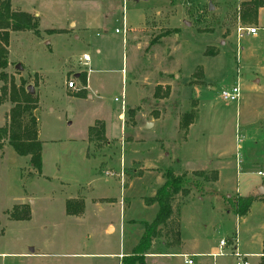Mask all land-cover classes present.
Wrapping results in <instances>:
<instances>
[{"label":"rangeland","instance_id":"374dc122","mask_svg":"<svg viewBox=\"0 0 264 264\" xmlns=\"http://www.w3.org/2000/svg\"><path fill=\"white\" fill-rule=\"evenodd\" d=\"M10 1L14 10L35 14L38 20V34L30 30L10 32L6 72L16 85L31 87L28 92L38 98L35 116L41 169L34 170L28 156L17 154L6 140L2 141L0 264H120L113 253L130 255L142 225L150 224L157 215L158 205L144 204L142 195L147 196L145 202L150 198L147 194L156 191L158 172L163 169V174L170 169L187 180L184 192L175 194L171 201V219L163 225V237L173 243L182 222L185 241L196 237L200 249H207L208 243L217 246L220 238L231 240L237 231L241 242L247 241L246 246L255 249L257 242L249 239L250 233H261V223L254 214L239 218L231 203L224 209L223 196L208 197L207 193L215 191L213 169L179 173L174 162L168 167L165 163L172 158L173 139L186 138L188 126H182L185 114L191 115L187 119L191 121L197 115L187 148L195 143L200 160H213L222 150L228 160H232L230 151L244 154V134L247 137L264 127V121L254 117L256 111L264 110V8L259 12L257 37L237 39L231 33L239 23L234 8L240 0ZM142 15L144 27L129 31L125 46L122 19L128 18L125 29H133ZM70 18L75 26L69 25ZM238 25L254 26L243 22ZM82 53L89 55L88 66L80 59ZM67 69L87 71L86 93L84 89L83 95L77 97L65 93L62 84L70 79ZM256 78H261L260 82H254ZM157 82H163V87ZM236 83L240 87L238 101L223 99L221 91ZM76 88L70 90L74 92ZM122 92L125 101L130 97L143 100L139 111L131 104L124 109L125 143L107 146L93 138L86 144L82 138L87 127L104 112L112 128L116 123L119 128ZM152 93L153 97L167 99L161 103L152 99ZM11 107L8 100L0 104V126L8 123ZM163 108H176L178 115L172 110L155 129L141 127L144 120L157 118ZM243 119L257 124L247 127ZM236 122L238 132L243 134L239 149L234 143ZM159 139L170 142L169 148L166 144L161 148L162 162L142 164L151 154L158 156L160 144L154 146ZM137 140L145 142L132 143ZM183 147L177 157L184 162ZM131 158L132 165L128 164ZM127 168L151 177L129 180ZM121 169L127 175L122 180ZM196 171L206 172L208 181H203ZM242 171L231 168L225 173L228 186L237 183L239 193L247 195L252 176ZM194 181H199L202 188ZM82 194L87 198L86 206L83 201L81 213L68 215L65 199L73 195L77 197L72 199H80ZM102 196L109 198L95 200ZM237 197L233 198L234 204ZM227 209L233 212L224 211ZM25 214H29L28 219L14 218ZM119 217L124 222V232L118 228L105 232V220L119 222ZM232 249L233 245L223 249L217 258L219 264L237 263ZM203 258L195 257L196 264ZM180 260L147 257L144 264H180ZM248 260L256 264L257 258L249 256Z\"/></svg>","mask_w":264,"mask_h":264},{"label":"crops","instance_id":"0c3cea01","mask_svg":"<svg viewBox=\"0 0 264 264\" xmlns=\"http://www.w3.org/2000/svg\"><path fill=\"white\" fill-rule=\"evenodd\" d=\"M241 1H246V0L238 1L236 6H235V8H234L236 10L235 16L237 15L236 18H237V21L239 23L241 22L240 19H239V16H238V14H239V4H240ZM262 8H264V7H260L258 9L257 22H258L259 12H260V10ZM144 20H145V16L142 15L140 17V21H139L138 27L133 28V29H128V28L125 29L124 26L128 25V18L126 20L124 18L122 19V21H123V35H124L123 36V41L125 43V46H126L127 34L129 33V31L142 29L144 27V24H145ZM68 22H69V25L74 24V26H75V24H76L75 21H73L72 18H70V20ZM257 22H256V24H253L255 27H257L256 34L245 35L249 39L257 37V34H258L259 30H260L259 26L257 25ZM239 23H237V25ZM231 34L232 35L233 34L236 35L235 31H233ZM231 34L228 35V36H231ZM76 38H77V36H76ZM97 50H99V49L97 48ZM85 66H88V63ZM202 70H203V68H202ZM66 74L69 75L70 79L73 78L76 81L77 84L75 86L78 87V90H74V92H73V91L70 90V88L66 87V83L64 82L62 84V89L65 91V93L66 92H70V94L68 96L77 97L75 94H76L77 91H79L81 89L82 90L84 89V92L86 93V90L88 88V79H87L88 74H87V71L67 69L66 70ZM82 74H85V82L82 81V76H83ZM260 80H261V78H256L254 80V82H260ZM156 85H161L163 87L164 83L163 82H157ZM75 89H77V88H75ZM170 94H171V91H170ZM150 96L152 97V99H154V100L157 99L161 103H164V101L167 99L165 97H159V96H154V97H156V98H154L153 97V93ZM170 96L171 95H169V97ZM125 97L126 96H125V93H124L123 102L121 104V113L119 115L120 116V120L122 122H121L119 128L117 127V123L115 124L114 129L112 128L113 124L110 121L109 115H108L107 112H104L101 115H99L98 117H95L91 121V124L89 125V126H92L94 124V122L96 120H98V119L102 120V122L104 124V136H105V141L104 142H106L105 145H107V146H113L115 144L120 146L121 144L125 143V139H124V129H125L124 109H125L126 105H130L131 104L133 106H136L138 108V111L141 109V106H142L141 104H142V101H143L142 99H140L139 97L137 99H135L134 97L133 98L130 97L129 99H127L125 101ZM165 108H163V110H162L163 112H159L157 118H149L148 120H144L143 124L146 121H151L152 122V125L149 128H144L143 124H142L141 127L143 129H145V130H150L152 128L155 129V127H157V124L162 122L163 120H165V116L167 115V113H170V111H172V110H174V111H172L174 114L178 115V111L176 110V108H174L172 110H167ZM36 110H37V108L34 109V111H33L34 115L36 113ZM161 117H163V119ZM196 117H197V115L194 117L193 121H191V123L188 125L187 134H186V138L185 139H183V140L180 139L179 141H177L175 138L173 139V141H172L173 155H172V158H171L166 153V155L168 157H170V158H169L168 162L165 163V164L168 167L169 165H171V162H174L175 165L178 166L177 167L178 171L180 170L179 173L183 172V171L191 172V171L201 170V169L202 170L203 169H213V171H215L216 174H217L216 175L217 177H216L215 181L213 182L215 191H213L211 193H207V195H208V197H214V198L215 197L217 198L220 195L223 196L224 197V200H223L224 209H226V207H227L225 204H229L230 205V203L226 200V198H232L234 196H253L254 197L252 203L250 204V206H249V208H248V210L246 211L245 214H243V215L235 214V215H237L239 218L240 217L244 218L246 215L252 213V214H254L255 219L258 222L261 223L260 224L261 225V233L257 234L256 231H251L249 229L251 231L249 239L251 241L253 240V241L257 242V247L255 249H251L249 246L247 247L246 246V242L247 241L241 242L242 237H241V239H239V242H238V250L241 251L242 253L249 254V256H255L257 258L256 264H258V262L260 261L261 256L264 255V245H263V241H264V195H261V194L257 193L258 186L261 185L262 183H264V176L261 175V174H258V172H263L264 173V127H262L260 130L256 129V132L253 133V134H251V133L249 135L247 134V137H246V133L244 134L245 138H246V140L244 141V146L246 145V147H244L245 148L244 154L242 153V155H240L241 154L240 152H237L238 153L237 154L235 152V150L233 149L234 153H232V151H230V154L232 156V160H228L227 157H226V152L224 150H222L215 156V159H213V160H211V159L207 160V159H204V158L200 160V158H202V156H201V154H200V152L198 150L199 147L197 145H195V143L194 144L191 143L190 147L187 148L188 143H189L188 141L190 139L189 138L190 137L189 132H190L191 128L194 126V124L196 122V119H197ZM254 117L256 119L258 118L259 120L262 119V121H264V110L263 111H256L255 114H254ZM255 122L256 121H247L246 119L245 120L243 119V123L247 127L257 124ZM89 126L87 127V129L85 131V135L82 138L83 141L86 142V144L91 143V140L89 139V136H88V128H89ZM112 131H115V133L113 134ZM237 133H239L241 135V139H243V134L238 132L237 122H236V127H235V131H234L235 149L241 148V145L239 144V142L236 141V134ZM257 135H259L260 137L256 138ZM137 142H145V140H141V141L137 140L135 142L132 141V143H137ZM157 143L158 144L156 146H154V147L155 148L159 147V144H160V152L157 153L158 156L156 157L153 154H151L150 157L144 163H142V161H141L142 164L147 163V164L154 165L156 162L157 163L159 161L162 162L164 154H163L161 148H164V144H166V146L169 148L170 146H168V143H170V142H168V141H166L164 139H159ZM182 146H184L182 149L186 150L185 161L184 162L182 161V158L177 157L178 156V152L181 150ZM130 147H132V146H130ZM159 155L162 156V159H161V156H159ZM238 155H240V157H242V160L238 157ZM132 158L130 160V163L128 162V164H130V165L133 164V159ZM252 166H256L257 169L253 171L251 169ZM231 168H235L236 172L238 170H243L242 173L244 175L252 176L251 177L252 178L251 185H250L249 189L246 190L248 192L247 195H241L239 193V189H238L237 183H236V185L234 187L228 186V181H229L228 179L229 178H228V175L225 173V170H227V169L229 170ZM127 169L130 172V174H131V176H129V178H130L129 180H132L133 178L137 179V178H140L142 176H145V177L149 176L148 174H144V173L142 175H137L138 172H137V170H135V168L132 169L131 171L129 170V168H127ZM124 170H126V169H124ZM162 171L158 172V176H157L158 184L156 185V188L159 187L163 183L161 181L162 174H163ZM119 172H121V171H119ZM122 172H123V170H122ZM122 172H121V177H120V173H119V177H120L121 180L123 178L127 177L126 173H124L125 171L123 173ZM149 177H151V176H149ZM232 189L234 190V192H230V190H232ZM208 192H210V191H208ZM154 193H155V191H151L147 195H149L151 197V196L154 195ZM75 197H77V195H73V196L67 197L65 199V201L68 200V199L75 198ZM144 197H147V196L142 195V201H143L144 204H146L144 202ZM80 198L83 199L84 204L86 206L87 198L83 194H82V196H80ZM108 198L109 197L102 196V197H99V198H97L95 200H99V199L100 200H107ZM95 200H92V201H95ZM65 201H64V203H65ZM106 203L107 204H111L112 202H106ZM148 205L153 206V205H158V204L157 203H150ZM231 209H233V208H231ZM231 209H227V210H224V211H226L227 213H229V211L233 212ZM170 219H171V217L169 218V220ZM109 228L112 229V231H110V232L116 231V228H118L119 232L123 233L124 232L123 231L124 222L121 221V217H119V222H114V221H112L110 219H106L105 222H104V231L108 232ZM162 229H163V226L160 227L159 235L152 239L149 249L146 251V253H144V259L147 258V257H179L181 259L180 260V264H187L185 262V258H191L192 259V263L191 264H196L197 261L195 260V257H204L201 260L199 259L198 263H200V264H219L220 263L219 260H217V258L219 256H221V255H213V254H216V253L219 252L218 245L217 246H211L208 243L207 244V246H208L207 249H200V246H199L200 244H199V241H197L196 237L192 238L190 241H185V238L182 235V233H183L182 232V229H183L182 222H180L179 228L176 229V231H175L176 237H175V241L173 243H172V239H169L166 236L163 237L161 235ZM237 233H238V231H237ZM142 234H143V228H141V230H140V236L138 238V241L140 240ZM197 235L198 234L195 233V236H197ZM238 237H239V233H238ZM218 243H219V241H218ZM233 247L235 248V245H233ZM233 250L234 249H232V251ZM125 254H127V253H124V252H121V251L119 253H117V254L113 253V255H116L120 259V264H121V258ZM104 255H108V254L105 253ZM208 258H211V259H208ZM172 264H174V262H172ZM175 264H179V262H177Z\"/></svg>","mask_w":264,"mask_h":264},{"label":"trees","instance_id":"16d2710c","mask_svg":"<svg viewBox=\"0 0 264 264\" xmlns=\"http://www.w3.org/2000/svg\"><path fill=\"white\" fill-rule=\"evenodd\" d=\"M260 7H264V0L241 1L238 14L240 21L246 24H256ZM25 30L33 31L35 34L39 33L36 16L27 11L14 10L10 0H0V81L2 82L0 104L5 100L12 103L8 123L0 126V146L2 141L6 140L17 154L28 156L31 167L40 172L41 142L38 137L37 120L33 114L34 109L38 106V98L32 96L23 84L16 85L6 72L10 32ZM49 32L53 33L54 29L49 30ZM82 75V81L85 82V74ZM75 95L81 96L83 93L79 90ZM189 116L191 115L185 114L183 116V127H187L191 123V120H187ZM88 136L90 140L96 138L105 141L104 124L101 120H96L92 126H89ZM196 173L203 181H208L206 172L196 171ZM213 173L212 179L215 180L217 174L215 171ZM163 175V183L156 189L153 196L145 199L146 204H158L157 215L150 224L142 225L143 234L140 240L130 255L121 258V264H144V253L149 249L152 239L159 235L160 227L166 225L171 216V201L174 195L178 192H184L187 180L183 174L177 176L170 169H167ZM194 182V185L202 188L199 181ZM233 198H226V200L231 203L233 211L237 215L245 214L254 199L253 196H238L236 204H234ZM82 209V198L65 201V212L68 215H78ZM14 218L18 220L28 219L29 214L16 215ZM258 264H264V255L261 256Z\"/></svg>","mask_w":264,"mask_h":264},{"label":"built area","instance_id":"2783aa9c","mask_svg":"<svg viewBox=\"0 0 264 264\" xmlns=\"http://www.w3.org/2000/svg\"><path fill=\"white\" fill-rule=\"evenodd\" d=\"M256 32H257V27H255V26L237 25L236 29H235L237 39H240L243 36L248 35V34H252V35L256 34ZM80 59L83 60L84 65H87V63L89 61V55L87 53H83L81 55ZM66 87L70 88V89L76 88L74 81L72 79H69L68 81H66ZM220 95L225 100L238 101V99L240 97V87L236 83V85L232 86L230 89L222 90ZM123 98H124V92H122V94H121L122 102H123ZM240 140H241V135L239 133H237L236 134V141L240 142ZM258 174H261L264 176L263 172H258ZM238 242H239V237H238L237 232L231 237V240H228L227 238H221L219 240V243H218L219 252L216 254H213V255H222L223 249L226 246L235 245V248L232 251V253L237 260L236 264H251L250 261L248 260L249 255L246 253H242L241 251L238 250ZM185 262L187 264H191L192 259L191 258H185Z\"/></svg>","mask_w":264,"mask_h":264},{"label":"water","instance_id":"95a60500","mask_svg":"<svg viewBox=\"0 0 264 264\" xmlns=\"http://www.w3.org/2000/svg\"><path fill=\"white\" fill-rule=\"evenodd\" d=\"M209 9H213V6L212 4H209ZM28 89L31 91V87H28ZM152 125V122L151 121H146L144 124H143V127L144 128H149L150 126ZM257 193L258 194H261V195H264V183H262L261 185L258 186L257 188Z\"/></svg>","mask_w":264,"mask_h":264}]
</instances>
